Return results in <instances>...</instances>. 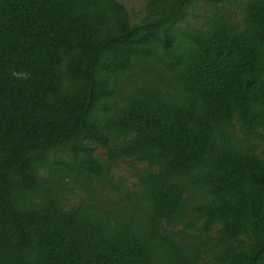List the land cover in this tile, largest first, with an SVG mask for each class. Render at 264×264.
<instances>
[{"label": "trees", "instance_id": "trees-1", "mask_svg": "<svg viewBox=\"0 0 264 264\" xmlns=\"http://www.w3.org/2000/svg\"><path fill=\"white\" fill-rule=\"evenodd\" d=\"M0 264H264V0H0Z\"/></svg>", "mask_w": 264, "mask_h": 264}, {"label": "rangeland", "instance_id": "rangeland-1", "mask_svg": "<svg viewBox=\"0 0 264 264\" xmlns=\"http://www.w3.org/2000/svg\"><path fill=\"white\" fill-rule=\"evenodd\" d=\"M118 2L122 3L126 10L130 15V19L132 22H136L139 18H141L144 10V6L147 0H117ZM226 7L232 11V15H236L237 19L240 17L239 9L233 3H227ZM189 22L193 25H198L203 22V17H206L209 13V8L207 5L203 3H199L195 5L193 8L189 9ZM262 148V147H260ZM133 171L129 167V165L125 162H119L115 166V177L119 178L120 180H124L127 183L134 181V177L132 175Z\"/></svg>", "mask_w": 264, "mask_h": 264}, {"label": "clouds", "instance_id": "clouds-1", "mask_svg": "<svg viewBox=\"0 0 264 264\" xmlns=\"http://www.w3.org/2000/svg\"><path fill=\"white\" fill-rule=\"evenodd\" d=\"M28 73H13V76L18 78V79H27L28 78Z\"/></svg>", "mask_w": 264, "mask_h": 264}]
</instances>
